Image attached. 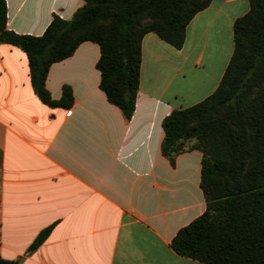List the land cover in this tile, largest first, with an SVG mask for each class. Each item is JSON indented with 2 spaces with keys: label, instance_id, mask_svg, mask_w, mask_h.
I'll use <instances>...</instances> for the list:
<instances>
[{
  "label": "crops",
  "instance_id": "obj_1",
  "mask_svg": "<svg viewBox=\"0 0 264 264\" xmlns=\"http://www.w3.org/2000/svg\"><path fill=\"white\" fill-rule=\"evenodd\" d=\"M6 30L40 37L53 16L69 20L82 0H4ZM248 0H211L175 50L155 34L141 41L134 112L125 121L99 89L97 44L81 43L52 64L53 101L34 94L25 54L0 44V259L20 264H203L171 248L206 209L202 154L171 165L161 155L162 121L217 89L233 54V24ZM46 240L28 247L44 229Z\"/></svg>",
  "mask_w": 264,
  "mask_h": 264
},
{
  "label": "trees",
  "instance_id": "obj_2",
  "mask_svg": "<svg viewBox=\"0 0 264 264\" xmlns=\"http://www.w3.org/2000/svg\"><path fill=\"white\" fill-rule=\"evenodd\" d=\"M211 0H82L69 20L53 16L40 37L7 31L0 0V44L26 56L32 90L52 108H69L71 90L53 101L45 88L49 67L69 58L84 42L98 45L99 89L129 121L135 108L141 41L153 33L181 49L185 29ZM249 11L233 24V54L215 92L175 110L162 121L161 155L202 154L200 188L205 212L171 242L176 255L203 264H264V0H248ZM190 143L188 147H185ZM51 227L28 247L35 251ZM0 264H20L0 259Z\"/></svg>",
  "mask_w": 264,
  "mask_h": 264
},
{
  "label": "rangeland",
  "instance_id": "obj_3",
  "mask_svg": "<svg viewBox=\"0 0 264 264\" xmlns=\"http://www.w3.org/2000/svg\"><path fill=\"white\" fill-rule=\"evenodd\" d=\"M190 145V143H187L185 147H188Z\"/></svg>",
  "mask_w": 264,
  "mask_h": 264
}]
</instances>
